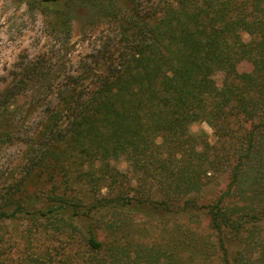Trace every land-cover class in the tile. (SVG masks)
Masks as SVG:
<instances>
[{
	"label": "trees",
	"instance_id": "16d2710c",
	"mask_svg": "<svg viewBox=\"0 0 264 264\" xmlns=\"http://www.w3.org/2000/svg\"><path fill=\"white\" fill-rule=\"evenodd\" d=\"M24 2L48 37L69 43L76 21L85 33L105 26L110 36L62 82L36 61L32 83L5 88L0 145L15 140L12 106L29 102L42 117L24 142L37 157L18 184L22 196L0 204V264H264V0ZM196 121L213 127L222 145L192 133ZM122 157L134 194L112 164ZM221 173L226 189L206 197ZM43 176L51 189L35 193L38 207L26 184ZM157 212L175 216L173 239L149 242L141 223L130 233L135 215ZM20 219L29 236H65L80 250L63 262L53 245L37 247L15 260L1 230Z\"/></svg>",
	"mask_w": 264,
	"mask_h": 264
},
{
	"label": "rangeland",
	"instance_id": "374dc122",
	"mask_svg": "<svg viewBox=\"0 0 264 264\" xmlns=\"http://www.w3.org/2000/svg\"><path fill=\"white\" fill-rule=\"evenodd\" d=\"M142 7L154 4L155 0H138ZM35 21L26 12L24 0H0V101L3 97L5 88L11 84L32 83V76L28 72L31 70V64L39 61L42 66L55 74L58 80L62 82L63 74L69 69H80L83 62L87 59L88 62L94 59L98 53L97 50H103L102 41H99L105 36H110L106 31L105 26L99 27L94 31L85 33L84 26L81 22L76 21L69 43L62 38L48 37L47 31L42 22V17ZM103 31V36L100 32ZM249 34L243 33L244 41L249 40ZM98 43V44H97ZM249 63H243L240 70H250ZM45 70V72H46ZM216 84L219 88H224V73L218 72L215 74ZM21 106H12V112L8 114L7 122L11 124V132L15 135V140L12 143L0 145V204L4 203L5 198L10 195L22 196L21 192L17 191L19 182L24 178L27 168L30 166V160H35L34 154L28 151L27 145L29 138L40 130L38 123L42 117V111L32 114L29 107V102L21 101ZM190 130L192 133L200 137V140L207 141L211 146H221V138L217 135L216 130L209 124L203 121L193 122ZM229 144V143H226ZM227 147V145H225ZM121 172L127 173L125 184L130 182L132 187L127 191L134 194L137 190L134 187L137 181L131 178L132 171H129V165L126 158H120L112 163ZM228 175L221 173L215 176L210 185L207 187L206 197L211 198L220 195L226 189L229 183ZM151 186L148 184L146 188ZM26 195L33 196L31 203L41 206V202L34 203L36 194H46L51 189L49 182L43 176L41 179L26 184ZM143 190V188H142ZM156 191V188H153ZM126 191V192H127ZM36 193V194H35ZM159 195V193H158ZM140 228H144V236L149 242L167 243L175 236L176 221L172 214L161 215L157 212L152 217H144L135 215L130 219L129 230L133 236L138 232V224ZM208 218H203L202 226L206 227ZM29 223L26 220L20 219L16 223L9 225L8 228L1 230L3 235V246L5 240L12 238L13 248L12 257L22 259L26 254L34 253L35 248L48 249L49 246L54 247L57 253V258L62 259L67 253H76L79 251L78 245H73L72 248L67 245V240L61 237L59 242H51L44 235L39 236L34 234L29 236L25 233Z\"/></svg>",
	"mask_w": 264,
	"mask_h": 264
}]
</instances>
